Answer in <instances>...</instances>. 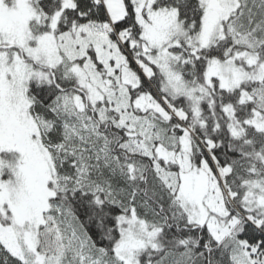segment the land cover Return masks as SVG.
Wrapping results in <instances>:
<instances>
[{
  "label": "snow or ice",
  "instance_id": "snow-or-ice-1",
  "mask_svg": "<svg viewBox=\"0 0 264 264\" xmlns=\"http://www.w3.org/2000/svg\"><path fill=\"white\" fill-rule=\"evenodd\" d=\"M0 264H264V0H0Z\"/></svg>",
  "mask_w": 264,
  "mask_h": 264
}]
</instances>
